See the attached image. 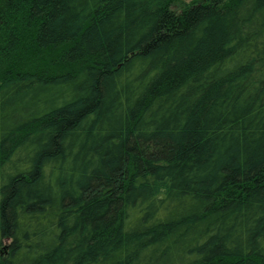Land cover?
<instances>
[{
	"label": "trees",
	"instance_id": "trees-1",
	"mask_svg": "<svg viewBox=\"0 0 264 264\" xmlns=\"http://www.w3.org/2000/svg\"><path fill=\"white\" fill-rule=\"evenodd\" d=\"M0 0V264H264V0Z\"/></svg>",
	"mask_w": 264,
	"mask_h": 264
},
{
	"label": "rangeland",
	"instance_id": "rangeland-1",
	"mask_svg": "<svg viewBox=\"0 0 264 264\" xmlns=\"http://www.w3.org/2000/svg\"><path fill=\"white\" fill-rule=\"evenodd\" d=\"M203 1L205 0H174L173 8L175 11H179L187 6L195 5Z\"/></svg>",
	"mask_w": 264,
	"mask_h": 264
}]
</instances>
